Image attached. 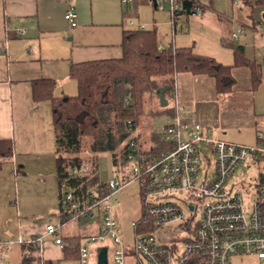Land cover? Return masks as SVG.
I'll list each match as a JSON object with an SVG mask.
<instances>
[{"label": "crops", "instance_id": "1", "mask_svg": "<svg viewBox=\"0 0 264 264\" xmlns=\"http://www.w3.org/2000/svg\"><path fill=\"white\" fill-rule=\"evenodd\" d=\"M194 1L204 7L202 15H193L201 20L204 38L199 44L194 36L192 44L180 47L191 45L200 55L233 65V50L225 43L238 44L248 59L262 65L263 82L254 90L250 70L233 68V92L219 95L214 78L181 73L176 98L169 103L186 106L211 139L249 146L264 142V7L254 6L255 0ZM70 4L79 15L76 28L65 21ZM150 8L158 10L153 0L127 6L122 0H0V140L14 142V156L0 172V264H23L21 240L44 235L48 223L60 228L64 242L73 233L71 222L60 224L51 102L34 100L33 82L56 81V96L76 95L71 65L121 58L125 30H150L151 23L156 29L161 15L153 13V21L141 18ZM193 16L170 14L173 38L160 47L180 48L176 33L190 34ZM241 27L247 34L235 40ZM42 257L51 264H78L49 240Z\"/></svg>", "mask_w": 264, "mask_h": 264}, {"label": "built area", "instance_id": "2", "mask_svg": "<svg viewBox=\"0 0 264 264\" xmlns=\"http://www.w3.org/2000/svg\"><path fill=\"white\" fill-rule=\"evenodd\" d=\"M153 1L162 11L168 7L171 15L182 10V0ZM132 2L122 0L124 6ZM203 11L198 8L193 15ZM78 19L70 4L65 21L76 28ZM241 34H247L243 27L234 39ZM162 132L170 151L146 155L131 140L123 166L118 165L112 176L100 179L84 193L82 185L93 167L85 162L71 169L70 178L81 184L63 194L61 208L71 222L90 221L98 228L81 241L78 264H92L95 254L97 264L103 248L107 264H127L131 256L134 264H232L234 257L245 256L264 261V171L260 168L261 164L264 168V142L249 146L211 139L183 105H176L174 121ZM246 163L260 169L252 197L250 190L246 194L230 185L235 170ZM133 181L140 185L142 215L133 223L135 240L130 252L114 214L113 197ZM66 223L61 216V226ZM47 240L59 248L66 246L60 228L51 223L44 235L27 242L42 253Z\"/></svg>", "mask_w": 264, "mask_h": 264}, {"label": "trees", "instance_id": "3", "mask_svg": "<svg viewBox=\"0 0 264 264\" xmlns=\"http://www.w3.org/2000/svg\"><path fill=\"white\" fill-rule=\"evenodd\" d=\"M233 1L248 3V0ZM252 4L264 7V0H255ZM181 5L182 10L172 14L173 18L193 16L198 8L204 9L194 0H182ZM160 45L155 28L125 30L121 58L71 65L69 77L77 83L74 96H56L59 85L56 81L40 79L33 82L34 100L51 102L60 203L66 191L80 187L81 182L70 178L72 168L85 162L93 167L92 174L82 185L83 193L100 182L99 153H111L113 165L123 166L131 140H135L141 153L146 155L170 151L163 132H152L145 138L139 128L146 116L166 114L175 118L176 107L170 106L169 101L176 98L177 75L191 73L212 77L219 95L233 92L236 85L233 68L246 67L250 70L254 90L263 82L262 65L248 59L244 47L238 44L225 43L233 50V65L200 55L191 47L162 49ZM162 89H165L168 107H151L155 99L160 103ZM13 154L14 142L0 140V172L4 162ZM59 210L64 220L70 223L61 205ZM76 223L82 226L83 232L65 237L64 251L68 260L79 258L81 241L97 233L98 229L90 221ZM22 247L23 264H51L43 259L34 244L25 241Z\"/></svg>", "mask_w": 264, "mask_h": 264}, {"label": "rangeland", "instance_id": "4", "mask_svg": "<svg viewBox=\"0 0 264 264\" xmlns=\"http://www.w3.org/2000/svg\"><path fill=\"white\" fill-rule=\"evenodd\" d=\"M153 11L154 8L153 9L150 8L144 11V14L142 15L141 18L145 17L147 21H153L152 18L153 13L157 15H161L158 18V21L156 20L157 36L161 44L167 45L171 42L173 38L172 25L171 22L169 21L170 18H168V16H170L169 8L167 7L165 11H162L160 9L154 12ZM190 20H192V31L190 34H186L187 32H183V31H179L176 33L177 35L176 40L178 41L179 47L184 46L185 44H192V38H194V36H195V41L198 42L199 44H201L200 40L204 38V34H202V30H203L202 25L200 24L201 20H199L198 17H194V16ZM151 26L152 23L147 27L150 28V30L154 29V27ZM190 46L191 45H189V47ZM171 102L173 101L171 100ZM158 103L159 100L155 99L151 107H155V108H159V106L161 107L160 103L159 104ZM169 105L171 106L170 103ZM141 121L142 122L139 131L142 133V136L146 138L150 136L152 132H162L165 129V127L169 125V123L174 121V118L166 114H159V115H154V117L146 116ZM204 151L205 154L209 158H211L210 152L206 148L204 149ZM98 161L100 166L101 180H106L107 178L113 175L116 168H119L118 166L113 165L111 153H99ZM260 168L261 170L264 171L262 164ZM259 170L260 169L258 168L257 165L252 166L251 163L241 164V166H239L235 170L230 180V185H235L236 189L239 188L241 191H243L246 194H247V190H250V196L252 197L256 190L255 188V185L257 184L256 182L259 179L258 178ZM113 207L115 208V212H114L115 217L119 222L121 236L123 237L127 249L131 252V248L135 240L133 223L137 222L142 215L141 192H140L139 182L133 181L127 184L120 191L116 192L115 196L113 197ZM95 225H97V223H95ZM81 228L82 226L76 223V221H73L72 224L70 225V229H73L71 231L73 232L72 235L82 233L83 230ZM95 248L96 247L94 246L93 249ZM96 259H97V254L93 255L92 264L96 263ZM66 264H76V263L69 262ZM127 264H134L133 256L127 258ZM232 264H264V261L257 259L256 257L253 256L234 257L232 259Z\"/></svg>", "mask_w": 264, "mask_h": 264}, {"label": "water", "instance_id": "5", "mask_svg": "<svg viewBox=\"0 0 264 264\" xmlns=\"http://www.w3.org/2000/svg\"><path fill=\"white\" fill-rule=\"evenodd\" d=\"M160 105L161 107H168V101L165 98V89L161 90L160 94ZM107 250L103 248L98 255V262L97 264H107Z\"/></svg>", "mask_w": 264, "mask_h": 264}]
</instances>
